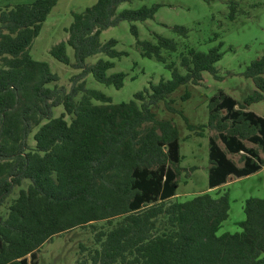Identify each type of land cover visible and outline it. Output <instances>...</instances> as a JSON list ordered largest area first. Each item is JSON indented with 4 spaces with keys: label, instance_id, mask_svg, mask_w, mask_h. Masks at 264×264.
<instances>
[{
    "label": "trees",
    "instance_id": "obj_1",
    "mask_svg": "<svg viewBox=\"0 0 264 264\" xmlns=\"http://www.w3.org/2000/svg\"><path fill=\"white\" fill-rule=\"evenodd\" d=\"M58 1L35 0L0 10V264H38L47 241L76 228L92 234L90 244L80 245L77 264H264V198L245 202L240 232L218 234L231 209L230 194L220 192L222 186L232 176L247 177L264 167V118L249 110L264 101V54L244 72L255 90L242 103L219 91L210 99L204 125L191 124L179 112L197 135L206 129L217 132L209 138V191L181 201L180 133L174 121L155 110L165 102L177 113L168 100L176 90L202 85L204 73L219 78L221 46L207 53L179 52L175 40L155 35L156 43L142 41L132 26L142 57L163 63L171 79L151 83L130 102L114 104L104 93L88 89L85 78L91 74L121 89L127 74L109 75L115 68L111 60L93 65L86 60L99 54L122 57L116 40L101 42L103 31L124 21L154 19L159 6L118 13L131 0H98L73 13L67 42L50 51L70 64L67 47L74 50L73 66L82 72L67 91L57 85L49 65L30 53ZM230 6L235 19L238 3ZM174 30L188 36L185 27ZM190 97L187 91L183 99ZM60 105L65 113L54 118ZM234 155L239 163L230 158Z\"/></svg>",
    "mask_w": 264,
    "mask_h": 264
},
{
    "label": "rangeland",
    "instance_id": "obj_2",
    "mask_svg": "<svg viewBox=\"0 0 264 264\" xmlns=\"http://www.w3.org/2000/svg\"><path fill=\"white\" fill-rule=\"evenodd\" d=\"M34 1L0 0V10L6 5L13 6ZM97 1L59 0L44 23L40 35L31 46L32 58L47 63L52 73L59 79L57 85L66 88L67 91H70L73 85L72 78L82 72L81 69L73 66L74 50L67 47L70 64L59 62L50 51L55 45L67 42L69 34L66 30L74 21L73 13H81L95 5ZM232 1L238 3L235 19L230 17ZM154 5L159 6L154 19L133 23L124 21L116 27L103 31L101 42L105 44L110 40H116L115 49L123 54L122 57L110 59L104 54H99L86 60L87 65H93L100 59L113 61L115 68L108 74L126 73L124 87L117 89L102 84L91 74L87 75L85 81L88 89L102 92L110 97L114 104H120L134 100L135 94L150 88L151 83L158 84L162 79H171V72L163 63L142 57L132 26L137 27L138 39L142 41L156 43L155 35L175 40L179 44V52L192 48L207 53L210 49L221 46L224 56L216 64L218 71L216 75L219 78L204 73L202 85L182 86L176 90L168 100L173 101L172 107L177 113L169 111L165 102L155 110L160 118L172 120L178 127L182 155L180 168L183 169L179 178L178 197L181 201H186L209 191V138L211 135H217V132L206 129L203 136L197 135L188 129L186 121L179 112L182 111L191 124L204 125L209 121L210 99L219 91H224L241 103L253 94L255 86L252 80L244 76V72L254 60L264 54V0H131L121 4L118 13ZM177 26L187 28L188 36L179 35L174 30ZM55 86V84L49 85L52 89ZM187 91L191 97L185 100L183 96ZM93 103L102 104L101 101H93ZM249 110L264 118V101L250 106ZM64 113L63 105L54 108V118ZM66 119L70 121L71 117L67 115ZM38 129L35 128L30 135L31 145H35L34 135ZM218 142L224 147L220 140ZM247 144L255 147L250 143ZM230 158L239 163L238 155ZM191 168L193 171L190 170ZM18 190L16 189L15 195ZM220 192H229L231 209L229 219L218 234L240 232L237 223L245 219V202L250 198H264V167L247 177H230ZM91 242L92 234L87 229L76 228L57 235L40 249L38 264H77L80 245ZM262 257L264 258V254Z\"/></svg>",
    "mask_w": 264,
    "mask_h": 264
}]
</instances>
